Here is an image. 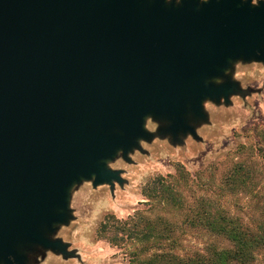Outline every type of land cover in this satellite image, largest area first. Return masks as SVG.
Instances as JSON below:
<instances>
[{
    "label": "water",
    "instance_id": "95a60500",
    "mask_svg": "<svg viewBox=\"0 0 264 264\" xmlns=\"http://www.w3.org/2000/svg\"><path fill=\"white\" fill-rule=\"evenodd\" d=\"M240 59L264 62V3L0 0V264L67 253L48 233L73 185L122 182L107 162L153 136L149 116L196 135L204 102L240 90L224 76Z\"/></svg>",
    "mask_w": 264,
    "mask_h": 264
},
{
    "label": "rangeland",
    "instance_id": "374dc122",
    "mask_svg": "<svg viewBox=\"0 0 264 264\" xmlns=\"http://www.w3.org/2000/svg\"><path fill=\"white\" fill-rule=\"evenodd\" d=\"M258 66H264V62ZM236 70L254 69L242 63ZM245 82L250 86L242 88L238 82L240 90L228 102L224 98L220 102L210 99L204 102L206 118L192 120L196 135L181 134L173 140L170 134L161 132L166 121L147 117L145 127L153 136L140 139L138 146L108 164L111 169L120 170L122 182L95 185L93 179H83L74 184L70 190L68 220L55 224L54 231L48 233L52 238L58 230L56 239L67 245V253L50 249L45 257L47 264H128L132 244L111 243L102 232L104 222L113 215L126 219L137 209L150 207L144 196L147 183L160 175L176 174L180 164L185 167L184 173L189 172L187 182L179 186L185 207L207 201L237 217L244 225L263 224L264 96L260 93H264V88L257 87L251 78ZM240 164L244 166L240 178L246 183L230 184ZM153 211L152 215L163 214L182 227L177 235L190 251L206 249L209 245L230 246L225 238L207 233L201 225L191 227L187 210L164 206ZM43 249L47 248L33 246L27 255ZM257 256L252 264H263L264 250Z\"/></svg>",
    "mask_w": 264,
    "mask_h": 264
},
{
    "label": "trees",
    "instance_id": "16d2710c",
    "mask_svg": "<svg viewBox=\"0 0 264 264\" xmlns=\"http://www.w3.org/2000/svg\"><path fill=\"white\" fill-rule=\"evenodd\" d=\"M180 164L176 174L160 175L147 183L144 196L150 207L137 209L126 219L110 216L103 224L102 232L115 245L132 244L128 264H252L264 250V223L244 225L238 218L213 207L207 201L199 205H187L180 190L181 182H187L189 172H183ZM243 165H239L230 184L244 185L240 178ZM168 206L185 212L191 227L201 225L207 233L225 238L230 246L209 245L202 250H188L178 237L181 226L163 214L152 215L154 208ZM188 250V251H187ZM264 264V262H263Z\"/></svg>",
    "mask_w": 264,
    "mask_h": 264
},
{
    "label": "clouds",
    "instance_id": "9594fccd",
    "mask_svg": "<svg viewBox=\"0 0 264 264\" xmlns=\"http://www.w3.org/2000/svg\"><path fill=\"white\" fill-rule=\"evenodd\" d=\"M166 3L171 4L173 3V0H165ZM200 4H207L209 3V0H199ZM244 2H248V0H244ZM182 3V0H175V4L179 5ZM262 3H264V0H250V5L252 7H259ZM257 56L261 55L259 51L256 53ZM242 63L246 64L247 66L253 68L254 70L249 72V71H238L236 70L239 65ZM262 61L258 60H253L251 62H245L243 60H237L234 62L233 66L231 69H225L224 76H229L231 77V80H234L236 82H239L242 88L249 87L250 85L247 84L245 81L248 78L254 79L256 81V86L259 88H264V66H258L261 65ZM257 71L259 72V75H257ZM223 78L217 77L215 78V83L217 84H222ZM261 96H264V93H260ZM147 119V118H146ZM121 153H123V149H120L117 151L116 157L118 158ZM111 162H107L108 164ZM91 180V179H90ZM73 192V191H72ZM72 194V193H71ZM58 231V230H57ZM57 231L52 235L53 240L56 239V233ZM74 235H73V240H74ZM64 240H68V237H64ZM50 249H43L41 252L38 253H30L28 256V264H41V261L44 260V264H47V261L45 260L46 254H48ZM9 261H12V264H15V258L13 256L8 257Z\"/></svg>",
    "mask_w": 264,
    "mask_h": 264
}]
</instances>
